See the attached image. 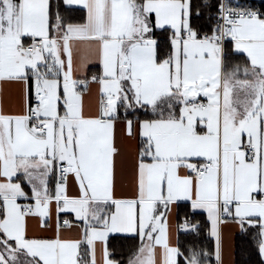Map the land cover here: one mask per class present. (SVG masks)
Here are the masks:
<instances>
[{"label": "snow or ice", "instance_id": "1", "mask_svg": "<svg viewBox=\"0 0 264 264\" xmlns=\"http://www.w3.org/2000/svg\"><path fill=\"white\" fill-rule=\"evenodd\" d=\"M0 264H264V0H0Z\"/></svg>", "mask_w": 264, "mask_h": 264}, {"label": "trees", "instance_id": "2", "mask_svg": "<svg viewBox=\"0 0 264 264\" xmlns=\"http://www.w3.org/2000/svg\"><path fill=\"white\" fill-rule=\"evenodd\" d=\"M256 3H257V6H259V4L261 3V1H256ZM238 258L241 259V260H243V259H246L247 258V255H246V253H240L238 255Z\"/></svg>", "mask_w": 264, "mask_h": 264}, {"label": "crops", "instance_id": "3", "mask_svg": "<svg viewBox=\"0 0 264 264\" xmlns=\"http://www.w3.org/2000/svg\"><path fill=\"white\" fill-rule=\"evenodd\" d=\"M256 1H261V0H256Z\"/></svg>", "mask_w": 264, "mask_h": 264}]
</instances>
